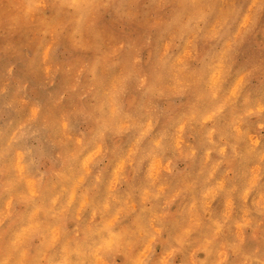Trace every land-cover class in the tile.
Wrapping results in <instances>:
<instances>
[{"label": "clouds", "instance_id": "obj_1", "mask_svg": "<svg viewBox=\"0 0 264 264\" xmlns=\"http://www.w3.org/2000/svg\"><path fill=\"white\" fill-rule=\"evenodd\" d=\"M0 264H264V0H0Z\"/></svg>", "mask_w": 264, "mask_h": 264}]
</instances>
